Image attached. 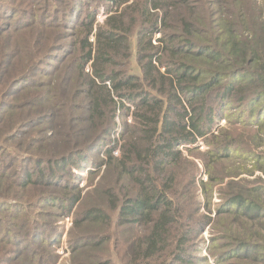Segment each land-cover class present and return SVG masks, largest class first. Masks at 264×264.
I'll return each instance as SVG.
<instances>
[{
    "label": "trees",
    "instance_id": "obj_1",
    "mask_svg": "<svg viewBox=\"0 0 264 264\" xmlns=\"http://www.w3.org/2000/svg\"><path fill=\"white\" fill-rule=\"evenodd\" d=\"M77 1L0 0V18H19L0 25V264H54L62 233L47 231L43 218L57 212L44 207L65 216L75 204L66 264H264V235L237 227L264 216V186L244 181L221 194L213 219L200 213L202 205L210 210L200 200L210 189L199 165L211 181L232 160L248 159L244 150L264 161L252 153L264 136V30L242 31L254 21L239 13L206 21L195 0H103L109 15L94 25L101 0ZM244 106L236 115L242 132H213ZM198 139L206 150L197 152ZM83 164L92 172L106 166L97 195H81ZM37 186L77 193L29 195ZM212 225L208 240L222 242L215 254L202 240ZM80 248L88 249L75 253Z\"/></svg>",
    "mask_w": 264,
    "mask_h": 264
},
{
    "label": "rangeland",
    "instance_id": "obj_2",
    "mask_svg": "<svg viewBox=\"0 0 264 264\" xmlns=\"http://www.w3.org/2000/svg\"><path fill=\"white\" fill-rule=\"evenodd\" d=\"M66 3L67 2H71V0H65ZM83 0H78L77 3H82ZM103 0H101L98 4H100L98 6V11L95 15V21H94V25H100L102 24V22L106 19V17L109 15L107 13V9L108 6L106 4V2H102ZM195 3H197L198 7H199V13L200 16L204 17V19L206 21H209V19H211V17L215 16V21H217V23H219L221 20L217 18L216 15H218L220 12H225L226 13V18L228 19H232L234 20V16L237 17V14L239 13V17L240 18H245V19H249L254 21L253 26L252 25H247V26H243L241 28L242 31L247 32L248 35H251L252 33H257L259 30H264V0H195ZM102 4V5H101ZM89 4H85L84 3V7L88 6ZM17 7H22V6H17ZM81 7V6H80ZM65 9V7H61V10ZM180 9V6H179ZM157 10V9H156ZM154 10V11H156ZM158 11V10H157ZM48 15L52 16L53 13L51 11H49ZM12 14H10V16L7 17H1L0 18V25H10L8 24V22L12 21L11 23H16L18 22V20L16 18H11ZM80 20V18H78ZM78 20V21H79ZM76 22V18L70 21V24H74ZM63 33H65V31L67 32L68 30L65 28V30H63ZM36 30L31 29V32L27 33L28 36L31 38L34 34H35ZM47 36L49 38H52V35L50 33H47ZM160 37V33L156 32L152 38V43L153 44H158L157 39ZM93 37H91L89 40L93 41ZM46 43H49V40L46 39L45 41ZM64 43H69V40L64 41ZM174 43H184V41L182 40V38H178L177 40H175ZM133 46H135V41L134 43H132ZM71 59V58H69ZM65 66V65H64ZM71 68L70 71L72 73L73 70V65H69ZM5 70L7 72H10L13 68V64L10 65V62L8 64H6L5 66ZM85 71H88V68H86ZM137 65H136V61L134 58H132V64H131V68H130V72H137ZM71 77H73L70 74ZM37 79H41L40 75L36 76ZM9 87V86H8ZM16 98H11L10 101H15ZM241 111H248L247 108L244 106L242 109L237 108L234 112H232L231 114H227L226 116L222 117L221 120L219 121V124L217 127V129L215 128L213 130L214 133H216L217 131L220 132V128L221 127H229V126H233L235 127V129L239 130L240 132H242L243 130L241 129V126L243 125L240 121L239 116L237 117L236 115L238 113H240ZM80 113V112H79ZM224 113H228L226 112V110L224 111ZM243 113V112H242ZM126 121H130V117H126L125 118ZM116 121H117V125L119 127H121L122 122L124 121L123 118H121V114H118L116 117ZM254 129V128H253ZM50 130V129H49ZM54 130H50L49 134L51 135L52 132ZM120 132V131H119ZM249 132L252 133V130L249 128ZM48 134V135H49ZM116 135L114 136L116 138V140H118V143L116 148L113 151V155L115 157H118L120 154V144L121 141H119V133L116 132ZM254 144H256V140H254ZM13 145V144H11ZM198 151L197 152H202L204 150L207 149L206 145L203 143V140L198 139ZM248 145L252 146L251 142L248 143ZM182 149V151L185 152V150H183V147H180ZM195 152V153H197ZM243 153H248V159L246 160H242L243 163L242 164H233L236 160H232V164H230L228 161L223 162L222 164H230L229 166L225 167L222 169L221 173L218 174H214L216 175V177L214 179H212L210 181L209 179V175L206 174V172L204 171L203 166L200 165L201 171L200 172V178L203 180L204 183H206V187L209 190L208 196H203L200 197V200L202 201V204H204L206 201L209 203V208L210 210H207L203 205L201 208L200 213H206V214H210V216L214 219V217H216L214 210L216 209V207L220 204L221 202V194L225 195V193H227L228 191H238L239 189L237 188V185L240 183H243L244 181H248V183H250L248 186H256V187H263L264 186V161L262 162L261 160H256L253 157V154L246 152L244 150ZM252 153H259L260 157L261 155L264 157V136L262 138V143L260 144L259 147L255 148L254 152ZM102 157L104 156H97V160H101ZM234 159V158H233ZM221 165V164H219ZM218 165V166H219ZM105 165H102V167L97 170V172L95 171H90L89 169H95L91 167V164H89L88 167L84 168V164H83V168L81 171H78V175L79 178H77V184L78 187L81 190V195L83 196L85 194V196L90 197L93 196V194H96L97 192V186L98 184L101 182L103 176L106 174L104 173L106 168ZM95 172V173H94ZM94 173V174H93ZM46 176V172H43V177L45 178ZM259 180V181H258ZM229 181L234 182L236 185H230L227 186V183ZM98 183V184H97ZM15 189V188H12ZM54 190L55 192H59L62 193L65 196H71V195H75L77 193L76 189L73 190H66V191H60L56 188H44L41 186H37L32 188L29 191V195H36L39 192L42 191H51ZM91 192V193H90ZM203 189H200V194L202 195ZM261 192H254L253 195L254 197L260 196ZM97 195V194H96ZM19 199H24L25 195L23 193H19L18 195ZM44 210L48 211V212H57L55 214H52L46 218H43V220L48 223L46 229L47 231H51L53 234L52 235H56V236H60V234L62 233L61 237L58 238L53 246V248H51V252L57 255V258L54 261V264H66L68 258H70L72 255L70 253V250L68 249V244H67V237L68 236V232L70 231V227L72 224V221L74 219V217L76 216L74 213L75 212H79V206L77 204H75L73 206V212L74 213H70L68 215L63 216L62 214H59L58 210L56 208H50V207H44ZM21 214V213H20ZM15 223H18L17 220H15ZM252 224V227L250 226ZM54 225H57L58 227H62L63 232L58 231L57 229L54 228ZM126 228L128 226H125ZM238 229L241 231L242 229H244L245 227H248L250 229H252L256 234H262L264 235V216L259 217L258 219L253 220V222H242L241 219V223L238 224ZM213 230V225L212 227L207 226L204 229V232L202 233V240H205V243L208 245L210 244L212 246V252L213 254L217 253L219 250V247L221 245V241H215V242H210L208 240V232H211ZM78 229L74 228L72 230V234L73 236L78 233ZM122 236H124V234H121ZM251 241H257L259 242V239L256 237L251 238ZM210 242V243H209ZM113 245V242L110 244V246ZM39 249L41 248H46L43 245L39 244L38 245ZM83 249H88V248H80L77 252H80ZM92 249V248H91ZM112 251H114L113 247L111 248ZM49 251V249H48ZM202 255L206 256V257H210L208 255H210V252L206 249V248H202V251L200 252ZM21 262V264H27V261L24 260L23 258H21V260L19 261ZM16 263V264H19ZM53 262H51V260H46L43 264H51ZM117 264H120L118 261L116 262ZM201 264H214L211 260L208 261V263H201ZM222 264V263H220Z\"/></svg>",
    "mask_w": 264,
    "mask_h": 264
}]
</instances>
